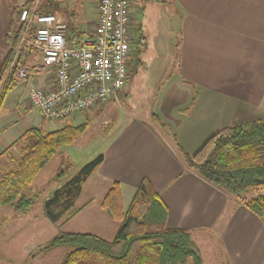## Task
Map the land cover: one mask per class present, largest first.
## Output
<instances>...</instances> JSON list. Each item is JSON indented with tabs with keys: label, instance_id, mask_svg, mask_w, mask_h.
Returning a JSON list of instances; mask_svg holds the SVG:
<instances>
[{
	"label": "crops",
	"instance_id": "1",
	"mask_svg": "<svg viewBox=\"0 0 264 264\" xmlns=\"http://www.w3.org/2000/svg\"><path fill=\"white\" fill-rule=\"evenodd\" d=\"M145 1L152 4V0ZM172 2L183 16L179 21L180 40L175 44L177 78L160 83L159 97L148 112H122L113 131L98 149L96 155H103L101 163L83 188L89 180L95 181L94 190L99 193V208L103 210L100 201L116 181L126 207L141 180L147 178L167 207V227L188 230L193 239L205 231L213 232L224 246L223 264H264L262 221L236 196L209 183L185 165L180 150L189 154L195 150H190L186 139L175 130H178L179 116H183L178 111L188 98L185 117L204 122V140L224 126L264 117V0ZM97 3L98 0H94L86 4L83 24L72 12L61 11L68 22L66 36L73 43L92 33L98 14ZM34 5L33 0H0V68L5 47L9 45L5 38L8 28L12 27L11 36L13 31L20 30L19 10ZM141 11L138 14L131 8V26L135 38H139V46L135 47L138 53L146 43L142 30L144 12ZM55 12L58 11L44 13ZM37 71L38 68L31 74ZM49 81L44 76L29 86L44 87ZM130 84L131 81L128 89ZM27 91L22 95L25 100ZM73 117L68 119L69 123ZM85 119L90 122L88 116ZM53 122L58 128L65 121ZM48 124V129H54ZM125 197H129L128 202ZM90 202L88 199L80 209Z\"/></svg>",
	"mask_w": 264,
	"mask_h": 264
},
{
	"label": "trees",
	"instance_id": "2",
	"mask_svg": "<svg viewBox=\"0 0 264 264\" xmlns=\"http://www.w3.org/2000/svg\"><path fill=\"white\" fill-rule=\"evenodd\" d=\"M11 32L10 26L5 37L9 48L0 68V114L7 93L20 81L16 69H9L18 40V30L12 40ZM37 58L34 50L19 55L28 76L37 68ZM46 123L41 118L38 125L28 126L0 152V207L28 208L32 199L25 192L36 175L62 146L82 135L89 121L75 125L66 120L54 129H48ZM180 151L188 168L236 196L264 225V194L242 196L248 190L264 189V117L220 128L191 154ZM102 159L103 155L98 154L85 162L50 193L42 206L47 219L57 222L65 215L67 220L80 210L76 206L80 192ZM100 205L118 222L111 240L92 233L61 231L43 250L69 247L59 264H203L191 232L166 226L167 207L147 178L141 180L126 207L116 181Z\"/></svg>",
	"mask_w": 264,
	"mask_h": 264
},
{
	"label": "rangeland",
	"instance_id": "3",
	"mask_svg": "<svg viewBox=\"0 0 264 264\" xmlns=\"http://www.w3.org/2000/svg\"><path fill=\"white\" fill-rule=\"evenodd\" d=\"M33 1L37 11H58L65 18L63 12H72L82 23L86 4L94 0ZM130 2L132 10L136 13H142L141 10L144 12L142 30L146 43L143 51L138 53L135 47L139 46V38H135L137 44L132 45L129 74L124 88L104 105L93 107L73 117L71 123L74 124L84 122L86 116L90 118V122L78 139L62 146L36 175L25 192L32 199L30 206L24 210L8 205L0 208V264H59L69 247L58 246L47 251H44L43 247L50 238L61 231L92 233L107 240L114 237L118 222L100 210L97 197L99 193L94 190V180H89L76 202L79 207L90 199V204L83 205L67 220L64 215L57 222L50 221L45 217L42 206L52 188L62 184L97 154L122 112H148L152 103L159 97L160 83L177 78L178 55L175 56V44L180 40L179 21L183 17L180 8L173 7L172 0H152V4L145 0ZM8 48L6 45L4 53ZM44 76L49 77V73L45 69H38L27 79L20 80L6 95L3 112L0 114V151L28 126L40 123L38 110L31 108L22 95L35 79ZM130 81L131 88L128 89ZM113 99L119 100L118 103ZM189 103L188 98L181 105L183 108H180L178 113L183 116H179L178 130H175L181 138L186 139L190 150H196L204 141V122L185 117ZM47 122L48 126L55 128V122ZM59 172L61 176H58ZM257 193L264 194V189L248 190L242 196L250 197ZM125 200L128 202L129 197H125ZM194 240L203 264H223L224 246L213 232L205 231L195 236Z\"/></svg>",
	"mask_w": 264,
	"mask_h": 264
},
{
	"label": "built area",
	"instance_id": "4",
	"mask_svg": "<svg viewBox=\"0 0 264 264\" xmlns=\"http://www.w3.org/2000/svg\"><path fill=\"white\" fill-rule=\"evenodd\" d=\"M35 7H23L17 14L20 30L9 64L20 80L27 79L18 58L34 50L37 68L49 73L48 86L28 89L29 106L41 118L66 121L116 97L126 84L135 39L130 1L98 0L93 31L77 43L66 36L65 17Z\"/></svg>",
	"mask_w": 264,
	"mask_h": 264
}]
</instances>
